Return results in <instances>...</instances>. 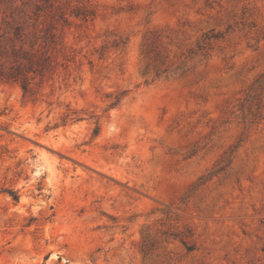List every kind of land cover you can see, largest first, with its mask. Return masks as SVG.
Listing matches in <instances>:
<instances>
[{"label": "rangeland", "instance_id": "obj_1", "mask_svg": "<svg viewBox=\"0 0 264 264\" xmlns=\"http://www.w3.org/2000/svg\"><path fill=\"white\" fill-rule=\"evenodd\" d=\"M0 69V264H264V0H0Z\"/></svg>", "mask_w": 264, "mask_h": 264}, {"label": "trees", "instance_id": "obj_2", "mask_svg": "<svg viewBox=\"0 0 264 264\" xmlns=\"http://www.w3.org/2000/svg\"><path fill=\"white\" fill-rule=\"evenodd\" d=\"M6 24H7L8 28H13V26H12L11 23L7 22ZM13 25H16V27H14L15 30H17L18 28L21 27L20 23L19 22H16V21H13ZM1 37H3V35H1ZM40 67H42V66H40ZM41 69L42 68H40V70ZM38 73H40V72H38ZM3 79L12 80L14 82L18 81L17 77H15L13 74H9L7 76V74L0 69V80H3ZM22 88H23L24 91L27 90V88L24 85H22Z\"/></svg>", "mask_w": 264, "mask_h": 264}]
</instances>
